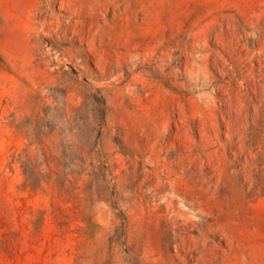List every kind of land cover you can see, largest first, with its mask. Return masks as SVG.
Here are the masks:
<instances>
[{
	"label": "rangeland",
	"instance_id": "obj_1",
	"mask_svg": "<svg viewBox=\"0 0 264 264\" xmlns=\"http://www.w3.org/2000/svg\"><path fill=\"white\" fill-rule=\"evenodd\" d=\"M0 264H264V0H0Z\"/></svg>",
	"mask_w": 264,
	"mask_h": 264
}]
</instances>
